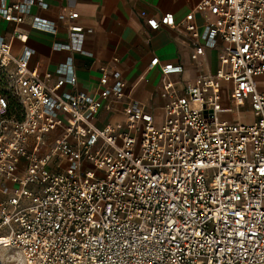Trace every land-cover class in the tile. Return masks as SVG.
Segmentation results:
<instances>
[{
  "label": "built area",
  "instance_id": "built-area-1",
  "mask_svg": "<svg viewBox=\"0 0 264 264\" xmlns=\"http://www.w3.org/2000/svg\"><path fill=\"white\" fill-rule=\"evenodd\" d=\"M33 5L48 7L0 0L23 43ZM196 8L211 16L186 28L203 40L199 54L223 43L220 67L179 88L183 65L153 57L160 120L130 98L118 58L100 66L93 92L66 91L78 82L72 57L50 85L29 65L34 49L18 56L0 38V248L25 264H264V0ZM141 14L152 30L178 25L173 13ZM75 17L59 14L69 40L54 49L87 53ZM31 27L57 30L42 17ZM246 105L252 122L220 119ZM102 110L121 116L98 125Z\"/></svg>",
  "mask_w": 264,
  "mask_h": 264
},
{
  "label": "crops",
  "instance_id": "crops-1",
  "mask_svg": "<svg viewBox=\"0 0 264 264\" xmlns=\"http://www.w3.org/2000/svg\"><path fill=\"white\" fill-rule=\"evenodd\" d=\"M17 1V0H9ZM48 7L43 9L33 5L25 22L18 27L28 35L26 43L12 38L15 23L0 16V38L12 42V51L21 55L25 47L34 49L29 65L35 67L41 77L53 85L57 80L56 69L69 57L73 58L74 70L78 78L75 88L65 85L66 91L93 92L97 87L99 69L103 64L113 65L121 71L127 82L126 92L130 98L148 106L160 120L165 100L161 97L163 76L158 66L150 68L153 57L160 63L182 64V73L172 75L179 88L204 76L214 75L220 67L223 43L216 47H205L202 54L197 52L196 39L186 28L194 24L200 29L211 16L207 11L198 10L202 0H45ZM146 11L150 17L160 18L165 13H173L176 26H163L152 30L147 25ZM73 12L75 22L85 28L84 50L87 53L58 50L53 45L68 42V29L59 20V14ZM34 17H42L56 23V33L40 31L31 27ZM51 73V77H46ZM122 106V105H118ZM249 114L248 105L239 115ZM119 113L102 110L95 118L98 125L120 118Z\"/></svg>",
  "mask_w": 264,
  "mask_h": 264
},
{
  "label": "rangeland",
  "instance_id": "rangeland-1",
  "mask_svg": "<svg viewBox=\"0 0 264 264\" xmlns=\"http://www.w3.org/2000/svg\"><path fill=\"white\" fill-rule=\"evenodd\" d=\"M223 106H229L230 102L228 100L223 101ZM220 119H228V120H245L248 122H252L254 117H251L249 114L245 115H235V119L231 114L225 113L220 115ZM0 264H25L24 258L20 252H17L14 249L8 248H0Z\"/></svg>",
  "mask_w": 264,
  "mask_h": 264
}]
</instances>
